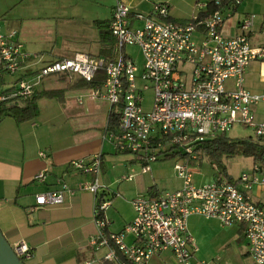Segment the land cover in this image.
I'll return each mask as SVG.
<instances>
[{
  "label": "built area",
  "instance_id": "1",
  "mask_svg": "<svg viewBox=\"0 0 264 264\" xmlns=\"http://www.w3.org/2000/svg\"><path fill=\"white\" fill-rule=\"evenodd\" d=\"M241 2L233 0V8ZM215 3L220 10L207 19L199 20L197 15L181 24L171 19L168 3H157L150 13H143L118 1L109 27L116 43L114 58L78 53L71 59L54 61L35 72L33 82L25 76L5 84L0 89V102L31 98L36 85L48 77L64 75L93 82L103 71L106 79L102 87L92 89L87 97L104 100L119 110L118 127L106 130L104 141L114 145L118 153L134 154L144 173L161 156L185 155L199 160L203 143L227 134L237 125L253 129L254 139L264 145V121H258L254 114V107L264 102V93L255 94L245 87L250 64L264 60V49L251 44L257 16L245 17L239 24V34L227 37L223 32L227 18L222 0ZM206 9L207 5L199 6L200 12ZM127 46L140 49L142 71L125 52ZM32 57L18 41L16 31L0 32L1 74L16 76L22 63ZM9 89L14 91L5 94ZM148 91L154 98L152 108L145 110L144 94ZM212 165L214 181L197 185L189 167L177 164L175 170L183 187L157 197H136L132 201L135 219L119 233L110 232L107 210L111 201L107 194H120L102 182V154L91 162L70 163L73 170L92 175L78 190L64 184L58 191L37 196L36 204L61 205L65 193H92L97 233L89 243L95 251L106 249L104 259L115 264H148L165 251L173 252L179 264H192L199 251L188 226L193 215L218 220L223 227L245 226L249 254L255 264H264V206L249 195L254 187L264 189V169L254 165L252 173L233 178L217 164ZM36 179L43 182L45 175ZM124 180L131 181L132 177ZM130 236L134 241L127 244ZM12 248L23 263L31 260L32 250L26 242L20 241Z\"/></svg>",
  "mask_w": 264,
  "mask_h": 264
},
{
  "label": "crops",
  "instance_id": "2",
  "mask_svg": "<svg viewBox=\"0 0 264 264\" xmlns=\"http://www.w3.org/2000/svg\"><path fill=\"white\" fill-rule=\"evenodd\" d=\"M118 1L143 13H150L157 3H168L171 19L187 24L201 13L199 6L207 5L208 9L211 0H0V32L16 31L24 50L33 55L22 63L20 77L26 76L33 82L40 66L68 59L66 55L72 51H65L64 40H85L86 44L90 39V48L98 54L93 56H100L102 43L96 23L109 24ZM223 7L227 18L225 36L236 37L240 22L255 14L251 44L264 49V0H242L235 9L233 1H228ZM78 53L83 52L74 55ZM62 76L63 87L50 88L46 84L49 77L36 85V92L63 90L62 95L38 101L36 119L22 124L12 118L4 119L10 131L0 136V230L11 247L20 241L29 245L32 258L28 264H115L104 259L106 249L95 251L89 243L97 233L92 193L77 191L74 196L65 193L61 205L36 204L41 194L58 191L64 184L78 190L82 183L92 179L91 174L70 168L71 162H91L97 154H102V171L107 173L111 160L108 155L117 152L104 141V135L112 113L119 110L104 100L88 98L92 89L78 84L77 77ZM245 87L255 94L264 93V60L250 64ZM262 106L264 102L254 107L255 117L260 122L264 121ZM120 165L130 170L123 162ZM149 172H153L152 165ZM40 174L45 175L43 182L36 179ZM124 178H117L113 183L106 176L102 182L114 192L112 187ZM146 182L132 193L128 201L131 208L126 211L121 194L119 197L107 194L111 201L107 210L110 232L119 233L133 222L136 214L132 201L136 197L145 193L157 197L162 193L157 185ZM249 195L264 206V189L254 187ZM188 226L199 248L192 264H255L245 239V226L223 227L218 220L198 215L190 217ZM133 241L132 236L126 239L127 244ZM148 264L179 263L173 252L165 251Z\"/></svg>",
  "mask_w": 264,
  "mask_h": 264
},
{
  "label": "rangeland",
  "instance_id": "3",
  "mask_svg": "<svg viewBox=\"0 0 264 264\" xmlns=\"http://www.w3.org/2000/svg\"><path fill=\"white\" fill-rule=\"evenodd\" d=\"M93 40V39H92ZM85 40H67L63 41L65 51H72V54L66 55L68 59L73 58L75 52H85L88 55H98L94 54L95 51L90 48V43L92 41L86 40V44H84ZM116 47H112V54L111 56H116ZM125 52L131 54L133 59L136 61V64L143 70L144 65V58L143 55L138 47L135 46H127L125 48ZM99 57V56H93ZM42 66H40L41 68ZM21 73H18L16 76H5L3 75V83L2 89L6 87L5 84H10L15 82V80L21 78ZM28 79V77H27ZM46 84L50 85V88H60L63 87L65 81L62 75H56L49 77L46 80ZM51 99L49 97H42ZM40 98V99H42ZM145 103L144 108L145 110H150L153 104L154 94L152 91H148L144 94ZM39 99V100H40ZM38 100V101H39ZM39 108V107H38ZM264 111V106H262ZM118 110V109H116ZM13 120V119H11ZM7 120H3L0 126V136H2L3 132H9L10 126L7 123ZM12 122V121H11ZM16 122V121H14ZM17 123V122H16ZM18 124V123H17ZM14 126V125H13ZM227 137L232 140L238 139H247L250 137H255V133L253 129L246 128L240 125L235 126L230 131L227 132ZM113 150H115L114 145H108ZM112 150V149H111ZM116 151V150H115ZM111 160L107 164L109 172L103 173L101 175V179L107 176L108 179L111 181H116L117 178L123 177H132V180L126 182V180L118 181L115 183L114 188L112 187L114 192H117L123 196L122 202L123 210L126 211L131 208V205L128 203L133 197L132 193L135 190L142 188L146 183L149 185H157L161 192L164 191H175L181 189L183 187V180L178 177V174L175 170L176 165H187L189 169L193 173V180L194 183L197 184H209L214 181L215 178V170L213 168L212 162L203 152L200 156L199 160H193L190 156H161L158 161L152 163L153 172H143V165L137 161V158L134 154L130 153H112V155H108ZM124 163L130 170L125 169L122 165L119 166V163ZM216 164V163H215ZM222 166L226 169L225 174L232 176L233 178H238L242 173H252L254 168V161L253 157L245 156V155H237L234 157H223L222 159ZM115 167V169H111ZM147 185V184H146ZM143 196L148 195L147 193L142 194ZM25 264H28L25 262Z\"/></svg>",
  "mask_w": 264,
  "mask_h": 264
},
{
  "label": "trees",
  "instance_id": "4",
  "mask_svg": "<svg viewBox=\"0 0 264 264\" xmlns=\"http://www.w3.org/2000/svg\"><path fill=\"white\" fill-rule=\"evenodd\" d=\"M216 0H211L208 5V9L205 12H201L198 15L199 20H204L220 10V7L216 5ZM228 1L224 0L222 5L224 6ZM198 21H196L197 23ZM97 27L100 30L102 50L99 57L110 58L112 57V47H116L115 39L113 38L109 27L110 23L97 22ZM78 84L85 88L95 89L101 88L105 82L106 76L103 71H100L93 82H87L77 77ZM3 83V74H1V88ZM14 90H6L5 94H10ZM63 90H43L42 92H34L31 98L23 99L20 97L10 98L0 102V123L6 118L14 119L18 124L32 121L39 115L38 100L42 97L54 98L62 95ZM119 114L112 113L108 130H115L118 127ZM199 149L208 156L212 164H217L218 167L225 172L226 169L222 166L223 157H234L237 155H245L253 157L254 165H259L264 169V145L261 141L254 139L253 137L247 139L232 140L227 137L226 134L218 136L212 141L203 143ZM152 197H155L152 195Z\"/></svg>",
  "mask_w": 264,
  "mask_h": 264
},
{
  "label": "water",
  "instance_id": "5",
  "mask_svg": "<svg viewBox=\"0 0 264 264\" xmlns=\"http://www.w3.org/2000/svg\"><path fill=\"white\" fill-rule=\"evenodd\" d=\"M0 89H1V68H0ZM0 264H25L14 253L0 230Z\"/></svg>",
  "mask_w": 264,
  "mask_h": 264
}]
</instances>
